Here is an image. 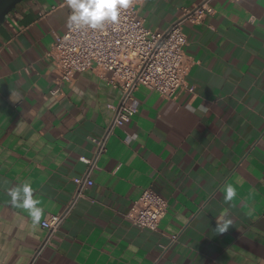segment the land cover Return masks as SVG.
<instances>
[{"label": "crops", "instance_id": "obj_1", "mask_svg": "<svg viewBox=\"0 0 264 264\" xmlns=\"http://www.w3.org/2000/svg\"><path fill=\"white\" fill-rule=\"evenodd\" d=\"M64 2L26 0L0 26V264H264V0H214L203 24L184 26L195 93L138 89L137 115L114 130L76 201L81 159L122 93L95 70L59 84L49 54L69 29ZM200 2L140 0L138 15L163 32ZM25 182L44 209L36 227L8 195ZM149 188L169 205L157 231L127 217ZM67 209L44 245L41 223Z\"/></svg>", "mask_w": 264, "mask_h": 264}, {"label": "built area", "instance_id": "obj_2", "mask_svg": "<svg viewBox=\"0 0 264 264\" xmlns=\"http://www.w3.org/2000/svg\"><path fill=\"white\" fill-rule=\"evenodd\" d=\"M139 1L133 0L130 8L121 10L117 24L108 23L102 29L69 28L65 34L56 36L49 54L61 74L60 85L71 82L81 73L95 70L122 93L119 104L112 107L114 118L104 135L91 139L93 157L81 159L88 170L83 177L74 180L79 190L75 201L83 188L93 186L90 177L106 153L114 130L126 126L137 115L138 110L130 100L138 89L156 91L165 99H173L181 91L195 93V87L188 83L190 64L185 51L188 40L184 26L203 24L208 16L215 13L212 7L214 0H201L185 10L183 16L163 32H152L145 26L138 15ZM64 5L68 6L66 0ZM57 93V88L51 91L53 96ZM168 208V201L149 188L143 191L127 217L140 229L157 231ZM70 209L62 215H50L41 223L47 231L44 245L51 244Z\"/></svg>", "mask_w": 264, "mask_h": 264}, {"label": "clouds", "instance_id": "obj_3", "mask_svg": "<svg viewBox=\"0 0 264 264\" xmlns=\"http://www.w3.org/2000/svg\"><path fill=\"white\" fill-rule=\"evenodd\" d=\"M71 9L68 17V27L75 29H102L106 24H117L121 16V10L128 9L133 0H66ZM225 202H231L237 196V189L228 184L225 186ZM13 207L25 210L31 218L33 227L39 226L44 215V209L40 207L41 201L34 198L33 187L25 182L8 190ZM231 225L226 220L223 225H217V231L225 233Z\"/></svg>", "mask_w": 264, "mask_h": 264}, {"label": "water", "instance_id": "obj_4", "mask_svg": "<svg viewBox=\"0 0 264 264\" xmlns=\"http://www.w3.org/2000/svg\"><path fill=\"white\" fill-rule=\"evenodd\" d=\"M26 0H0V26L4 23L6 17Z\"/></svg>", "mask_w": 264, "mask_h": 264}]
</instances>
